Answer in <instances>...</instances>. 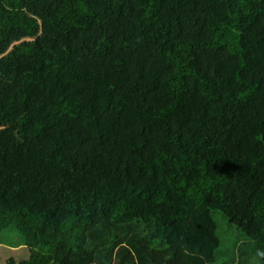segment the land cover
<instances>
[{"label": "trees", "instance_id": "16d2710c", "mask_svg": "<svg viewBox=\"0 0 264 264\" xmlns=\"http://www.w3.org/2000/svg\"><path fill=\"white\" fill-rule=\"evenodd\" d=\"M15 11L43 79L0 127L6 264H264V0H0V37Z\"/></svg>", "mask_w": 264, "mask_h": 264}, {"label": "rangeland", "instance_id": "374dc122", "mask_svg": "<svg viewBox=\"0 0 264 264\" xmlns=\"http://www.w3.org/2000/svg\"><path fill=\"white\" fill-rule=\"evenodd\" d=\"M11 13H13L11 20L5 24V27L10 29L11 32H5L6 36L1 35L2 37H0V84L3 83L4 86L0 85V87L3 88L5 93L3 94L0 88V127L15 126L18 118L37 105L43 79V72L27 68L24 65H27V63L19 59L21 54L24 53L23 48H29V45L32 48L38 47L37 40L41 35L40 25L34 20L31 21L30 16L28 17L21 11ZM15 59L17 62H13ZM52 61H50L49 67L53 65ZM13 67L16 69L15 72ZM21 70H27L26 75L15 81L11 78L4 81L1 77L5 72L14 77V74ZM217 219L221 221L222 218L218 216ZM15 239L17 237H13V234L5 236L6 243L0 245V264H6V260L9 258H14L17 261L28 258V250L25 246L10 247Z\"/></svg>", "mask_w": 264, "mask_h": 264}]
</instances>
